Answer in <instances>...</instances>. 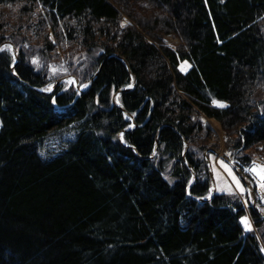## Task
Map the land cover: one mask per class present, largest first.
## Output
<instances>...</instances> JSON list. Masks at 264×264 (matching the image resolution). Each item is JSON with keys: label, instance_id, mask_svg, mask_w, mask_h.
Returning a JSON list of instances; mask_svg holds the SVG:
<instances>
[{"label": "trees", "instance_id": "1", "mask_svg": "<svg viewBox=\"0 0 264 264\" xmlns=\"http://www.w3.org/2000/svg\"><path fill=\"white\" fill-rule=\"evenodd\" d=\"M7 6L32 25L0 35L18 53L0 52V264H264L237 201L191 196L209 193L199 113L231 131L233 148L264 154V0H0ZM135 7L146 12L134 18L141 29L121 24L119 8ZM35 27L49 35L44 49L31 50ZM61 40L78 52L55 57ZM53 65L67 71L50 74ZM63 73L92 82L79 94L65 82L36 90ZM130 73L118 100L135 127L120 140L131 120L112 95ZM248 152L237 166L251 165Z\"/></svg>", "mask_w": 264, "mask_h": 264}, {"label": "rangeland", "instance_id": "2", "mask_svg": "<svg viewBox=\"0 0 264 264\" xmlns=\"http://www.w3.org/2000/svg\"><path fill=\"white\" fill-rule=\"evenodd\" d=\"M110 1H114L115 3H117V0H110ZM130 4L135 6L136 3H130ZM117 6L119 7V5H117ZM14 7H17V6H13V8L10 6H7L6 8H0V20L4 19L8 22H14L12 26L8 25L5 28L3 27L4 29L0 28V35H2V34L12 35V34H10V32H8V33H2V32L8 31V28H11V29L20 28L21 29L25 25L24 24L23 26L22 25L19 26V24L21 22L13 20V18L16 16V12H15L16 8H14ZM119 10L121 12V24L123 26L130 25V26H135V27L141 29L137 25V23H135L134 18H135V16H137V19L141 21V18H142L141 15H146L145 11H139L137 9V7H135V8H132L133 14L131 12L129 13V14H132L130 16L127 13L128 12L127 8L125 9L126 11H124L121 8H119ZM125 21H128V23L125 24L124 23ZM6 24L7 23H5V25ZM31 25H32V23H29V24H26L25 26L30 27ZM1 26H3V24L0 21V27ZM31 29L33 30V35L36 37V41H33V43H32L33 47H31V50L41 49V47H42V49H44V45H43L44 43H43V41H41L43 43V44H41L40 39L41 40H47V38L49 39V35H46L44 33L45 36H47V38H46V37H44L43 33L38 32L39 29L37 27L31 28ZM62 39H64V38H62ZM147 39H148V41L155 43L157 45V43L152 38L147 37ZM165 40L166 41L164 42V44L166 46H169V47H177V44H179V39L176 37V35H171V34L165 35ZM59 42H60L59 48L55 49L54 51L52 50V52H53L52 54L55 57H60L57 55H61V56H64L65 58H68V57L76 54L79 50V45L74 43V41L66 42V41L61 40ZM5 44H10L11 46L14 47V49L16 48L15 44L11 40L3 41L0 44V46L3 47ZM10 50L13 51V48L11 47ZM41 53L43 54V50L41 51ZM102 64L103 63H101V65ZM76 67H78V65ZM181 67H182V69H185V64H181ZM57 68L59 69V67H57ZM50 74H54L52 69H50ZM73 78L75 81L74 83L71 82L73 80ZM62 82H65L67 85H73L76 89H77L76 86H78V87L82 86V88H84V86L87 84V83L81 84L79 82L77 76L74 73H69V74L63 73V74H61V76L59 75V77H57L56 79H52L49 83H47L45 86H43L40 89L45 91L44 89L48 88L50 85L52 87L54 85H56V87H57V85L59 83H62ZM129 85L132 86L131 83ZM127 87H129V86H127ZM112 101L119 103L118 94H116L113 97ZM197 118L201 119L203 122V125H204L203 131H199V135H200L201 139L199 138V140H197L196 145H200L201 141L204 142L205 149L199 150V152L202 156H204L203 157L204 158V166L207 169V175H208V179H209V192L212 189H214V192H217L219 194L224 193L227 196H230V198H233L235 201H237V203L240 204V206H242V208L244 210V216H247L249 218L250 223H251V230H246V231H250L258 237L259 244L261 246V250L264 254V233L260 232V230L264 229V227H263L264 225H262V228H258L257 225H255V223H254V217H252V215H251V209L253 208L255 210H253V209L252 210L255 211L257 214L260 213V216H264V211L260 210L261 208H264V205L259 204V202L257 201L258 196L256 194H254L253 188H248L240 180L241 183L243 184L244 188L246 189L245 192L241 193L239 191V189L236 188L235 181L233 180L232 176H230L228 174L227 170L220 164L221 159H223L225 161V163L229 164L227 162L226 158L235 162V157L237 155L234 153L233 146H232L234 136L231 133V131L225 130L221 126V124L214 119L208 118L204 115H200V113L197 116ZM203 142H202V144H203ZM188 148H189V143L187 142L186 151L188 150ZM259 151H260L259 149L256 151L254 148H252L251 149L252 154H250L248 151H244V150H242L241 153H243V154L247 153V152L249 153L248 156L251 160V165H252L253 161H256L258 164H264V154L259 152ZM228 153H231V155H227ZM150 157H151V155H150ZM205 157H207V161H208L209 165L207 164ZM233 172H234V170H233ZM217 173H219V175ZM194 174L196 177V172H194ZM234 174L236 177H238V175L235 172H234ZM210 175H211V178H210ZM247 175H249L248 179L250 180V185L253 184L254 188H258L262 192H264V189H262L259 186L258 178L256 176H253L251 173H248ZM166 178L170 182H172L174 180V179L168 178V176ZM229 187H231L233 189L232 194H230V192L228 190Z\"/></svg>", "mask_w": 264, "mask_h": 264}, {"label": "snow or ice", "instance_id": "3", "mask_svg": "<svg viewBox=\"0 0 264 264\" xmlns=\"http://www.w3.org/2000/svg\"><path fill=\"white\" fill-rule=\"evenodd\" d=\"M125 24L128 23V21L124 22ZM11 45L10 44H5L3 47H0V52L11 49ZM33 63L38 64L39 63V58L38 57H34L33 58ZM64 71L66 72L67 69L66 68H57V66L53 65L52 66V71L55 73L57 71ZM71 82H75L74 78ZM86 86V85H85ZM129 87H131V85H128ZM45 91H51L52 90V86L50 85L48 88L44 89ZM55 102V100L53 101ZM213 103L218 105L219 107H226V103L223 101H217V100H213ZM132 125H130L131 127ZM121 138L123 137V133L120 134ZM126 142V141H125ZM227 155H231V153H228ZM220 164L227 170L228 174L230 176H232L233 180L235 181V186L237 189H239V191L241 193L245 192L246 189L244 188L243 184L241 183L240 179L238 177L235 176L232 168L229 166V164L225 163V161L223 159L220 160ZM247 172L251 173L253 176H256L258 178V182H259V186L264 189V164H258L256 161L252 162V165L250 167H248L246 169ZM219 175V173H217ZM229 192L230 194H232L233 189L231 187H229ZM262 199H264V197H261ZM261 211H264V208L260 209ZM241 222L244 225L245 230H251V223L249 221V218L247 216L241 217Z\"/></svg>", "mask_w": 264, "mask_h": 264}, {"label": "water", "instance_id": "4", "mask_svg": "<svg viewBox=\"0 0 264 264\" xmlns=\"http://www.w3.org/2000/svg\"><path fill=\"white\" fill-rule=\"evenodd\" d=\"M12 48H13V52L16 53V51H15V49H14L13 46H12ZM131 77H132V79L134 80V76H133L132 74H131ZM91 82H92V79L89 81V85L91 84ZM54 87H55V85L52 87V90H53ZM76 87H77V89H78L80 92L84 91V90L80 89L78 86H76ZM131 87H133V84H132ZM131 87H129V88H127V89H130ZM36 90H39V89H36ZM124 90H126V89H119L118 92H121V91H124ZM39 91H40V90H39ZM118 107H119L120 109H122V107H121L120 105H118ZM122 110H124V109H122ZM128 115H129V114H128ZM129 116H130V115H129ZM132 127H135V122H134V121H132ZM132 127H131V128H132ZM129 129H130V128L126 129L125 131H128ZM183 142H184V152H183V157H184V154H185L186 149H187V141H186L185 139H183ZM156 148H157V137H156V140H155V150H156ZM155 150H154V151H155ZM205 158H206V161H207V157H205ZM226 160H227V159H226ZM227 162L231 165V167L233 168V170L235 171V173L240 177L241 181H242V182H243L248 188H252L251 185H250V181H249V179L245 176L244 172H243L240 168L236 167V166H235L230 160H227ZM207 164H208V161H207ZM186 165H187V167L189 168V170H190L191 173H192V180H191V182H190V184H192V182H193L194 179H195V174H194L195 171L192 169V167H191L189 164L186 163ZM208 165H209V164H208ZM210 178H211V175H210ZM188 190H189V186L187 187V193L189 194ZM253 192H254V194H256V195L258 196L259 201H260L261 203L264 204V199L261 198V197H264V193L261 192L260 189H253ZM213 193H214V189L211 190L210 195H209L208 197H206V198H203V197H194V198H195L197 201H199V202H203V201L207 200V199H208Z\"/></svg>", "mask_w": 264, "mask_h": 264}, {"label": "bare ground", "instance_id": "5", "mask_svg": "<svg viewBox=\"0 0 264 264\" xmlns=\"http://www.w3.org/2000/svg\"><path fill=\"white\" fill-rule=\"evenodd\" d=\"M15 59H16V60L18 59V53H15ZM96 72H97V71H95L93 75H95ZM129 72H130V71H129ZM87 74H88V72H87ZM131 74H132V73H130L131 84H133V86H134V83H135V76L132 74V75L134 76V80H133L132 77H131ZM90 79H91V78H90ZM90 79H89V80H90ZM79 88L81 89L82 86H81V87L79 86ZM124 88H126V87H120L119 89H124ZM176 88H177V87H176ZM32 89H35V88L32 87ZM54 90H55V88H53V90H52L50 93H52ZM177 90L179 91L178 88H177ZM179 92H180V91H179ZM130 125H131V123H130ZM130 125H129V126H130ZM129 126H128V127H129ZM125 130H126V128L120 130V131L118 132V135L121 137L120 134H121V133H124ZM242 148H244L243 145H239L238 147L233 148L234 153H235V154H239V153L241 154V152H242V150H243ZM208 150H209V149H208ZM204 155H205V154H204ZM203 157H204V156H203ZM240 157H244V154H242ZM226 159H227V158H226ZM227 160H230V159H227ZM230 161L233 162L232 160H230ZM186 163H187V162H186ZM233 163L236 164L235 162H233ZM187 164H188V163H187ZM236 165H237V164H236ZM238 165H239V166H246V165H243V164H241V163L238 164ZM236 167H237V166H236ZM188 192H189V191H188ZM186 194H187V195H191L190 193L188 194L187 192H186ZM191 196H192L193 198H194V197H198V196H193V195H191ZM194 199H195V198H194ZM260 225H261V223H260ZM260 248H261V246H260Z\"/></svg>", "mask_w": 264, "mask_h": 264}]
</instances>
